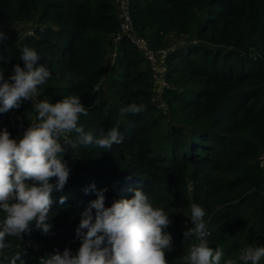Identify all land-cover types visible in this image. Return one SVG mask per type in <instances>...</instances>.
Masks as SVG:
<instances>
[{"label": "trees", "instance_id": "1", "mask_svg": "<svg viewBox=\"0 0 264 264\" xmlns=\"http://www.w3.org/2000/svg\"><path fill=\"white\" fill-rule=\"evenodd\" d=\"M127 10L134 33L151 49L184 38L168 47L160 93L158 79L130 42L121 37L113 45L119 31L113 0H0V30L8 35L0 41L5 78L15 64L23 67L22 48H32L41 58L36 66L52 74L35 101L79 96L88 113L79 126L96 137L116 127L123 137L111 149L93 144L65 153L70 175L52 194L50 232L31 225L22 240L8 237L12 247L0 253V264L22 251L25 264L65 248L75 254L81 213L96 199L91 185L107 188L105 207L141 189L155 203L175 201L189 217L191 205H200L207 229L251 222V245L264 246V162H258L264 154V0H127ZM17 24L29 31L20 32ZM132 103L146 111L121 116ZM35 115L32 103L22 102L0 113V131L18 138ZM185 231L169 226L167 233L184 242ZM240 251L225 250L221 264H242Z\"/></svg>", "mask_w": 264, "mask_h": 264}, {"label": "clouds", "instance_id": "2", "mask_svg": "<svg viewBox=\"0 0 264 264\" xmlns=\"http://www.w3.org/2000/svg\"><path fill=\"white\" fill-rule=\"evenodd\" d=\"M7 40V33L0 30V41ZM40 59L34 49L23 47V67L15 64L7 79L0 72V113L19 109L22 102L29 101L36 113L18 138H12L7 130L0 131V212L4 213L0 221V253L12 247L8 237L22 240L24 234L30 233L31 225L42 234L50 232L52 194L63 190L70 175L63 161L68 150L93 144L111 149L123 141L116 127L96 137L79 126L80 117L88 114L79 96H68L55 104L35 101L38 88L52 75L43 65L36 66ZM146 107L132 103L122 107L120 115H138ZM90 188L96 199L81 213L76 229L81 242L78 250L73 254L65 248L41 258L39 264H168L165 253L174 248L172 236L165 231L171 220L163 208L154 207L141 189L133 190L131 199L114 200L105 207L107 188ZM64 201L65 197H61L59 202ZM205 215L200 205H191L189 220L193 227L183 233V239L188 242L194 238L195 242L189 243L187 254L182 257L184 264H220L224 256L222 248L208 245L210 233ZM22 255L26 252H17L10 264H25ZM262 259L264 246L260 245H248L238 255L242 264H259ZM225 264L235 261L229 259Z\"/></svg>", "mask_w": 264, "mask_h": 264}, {"label": "rangeland", "instance_id": "3", "mask_svg": "<svg viewBox=\"0 0 264 264\" xmlns=\"http://www.w3.org/2000/svg\"><path fill=\"white\" fill-rule=\"evenodd\" d=\"M15 28L19 29L20 32L23 31V33H25V32L29 31L30 27H28V26L19 27V25L17 24V26H15ZM167 39H169V37ZM182 42H184V38H179V39L173 38V39H170L169 44L167 46L168 47L174 46V45L180 44ZM168 47L166 49L167 51H168ZM113 56H114V53L110 54L107 57V59L110 61V63L112 62ZM158 86H159L158 92H160L161 86L160 85H158ZM22 133H23V130L19 129L18 136L19 135L22 136ZM258 162H259V166L262 165V163L264 162V155L258 160ZM149 200L153 204L154 207H161L168 213L169 219L171 220L170 226H172L174 228L176 226H181V227L187 228V230L190 229L191 227H193L191 221L189 220L190 217H189L187 211L183 207L179 206L175 201L168 199L164 203H155L151 199H149ZM241 228H243V230L240 231ZM165 231L168 232L169 227ZM207 231L210 233V235L208 236V245H209V247H211L213 249L216 248V245L218 244V242L221 243L224 240H226V242L222 247L223 252L225 250H226V252H230L236 246H238L239 249L242 250L243 248H245V246L247 244L251 245V238H252V236H251L252 223L251 222H248L247 224H243L240 228H238L237 225L232 223V222L224 223V224L217 225L214 228H208ZM233 231H236V233L233 235V239L227 240V238L231 237L232 234L230 235V233H232ZM172 245H173L174 251L165 253L166 260L168 261V264H184L182 257H183V255L187 254L188 245L184 242H179V241H172ZM23 246L27 247L28 244L24 243ZM34 248H37V247H34ZM225 259H226V255L224 253V256H223L220 264Z\"/></svg>", "mask_w": 264, "mask_h": 264}, {"label": "built area", "instance_id": "4", "mask_svg": "<svg viewBox=\"0 0 264 264\" xmlns=\"http://www.w3.org/2000/svg\"><path fill=\"white\" fill-rule=\"evenodd\" d=\"M113 4L115 6V14L119 20V31L112 37L113 45H116L121 37H125L134 49L143 56V59L149 65L154 78L158 79V85L161 86V91L162 87L165 85L163 75L166 68L165 61L168 51L166 49H151L145 40L134 33L128 15L127 0H113ZM158 90L159 86H157V92ZM261 90L264 92V85L261 87Z\"/></svg>", "mask_w": 264, "mask_h": 264}]
</instances>
